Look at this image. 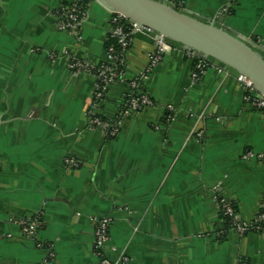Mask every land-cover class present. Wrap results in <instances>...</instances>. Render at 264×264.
Here are the masks:
<instances>
[{
  "label": "crops",
  "instance_id": "0c3cea01",
  "mask_svg": "<svg viewBox=\"0 0 264 264\" xmlns=\"http://www.w3.org/2000/svg\"><path fill=\"white\" fill-rule=\"evenodd\" d=\"M264 47V0H159ZM77 0H0V264H101L95 221L110 220L104 257L131 264H264V229L226 231L222 200L244 222L264 214V113L235 77L193 79L180 53L147 74L155 106L122 120L116 138L89 126L111 13L96 2L83 24L59 22ZM154 39L137 35L125 83L98 114L116 118L127 82L145 72ZM37 223L38 239L20 221ZM38 243L43 248L38 247Z\"/></svg>",
  "mask_w": 264,
  "mask_h": 264
},
{
  "label": "built area",
  "instance_id": "2783aa9c",
  "mask_svg": "<svg viewBox=\"0 0 264 264\" xmlns=\"http://www.w3.org/2000/svg\"><path fill=\"white\" fill-rule=\"evenodd\" d=\"M93 2V0H77L73 7L65 11L59 22L60 29L73 31L81 27L86 15V7ZM111 16L112 35L110 40L115 41L116 45L106 47L104 61L99 64H93L87 61L75 60L72 65V68L94 76L98 82L88 113L89 126L103 132L108 139L117 137L123 119L155 106L153 99L147 95L145 82L147 74L162 61L164 55L172 53L183 55L193 65L194 80H199L208 71H221L211 65L206 59L197 56L193 51L173 48L167 45L161 37L159 40H154L155 50L149 57L150 62L145 72H142L137 79L127 82L128 92L121 104L122 109L120 114L114 119L104 118L98 114L100 103L105 98L110 87L118 82L125 83L127 81L125 79L127 52L133 44L135 37L137 35L150 37L149 30L134 25L121 14L111 13ZM235 79L239 82L242 89L244 102L253 109L264 113V98L256 91L251 81L243 76L236 77ZM221 203L226 221V231L248 235L261 232L264 229V214L257 217L254 221L244 222L239 218L236 208L231 202L222 200ZM19 225L25 237L33 240L38 239L37 223L23 220L19 222ZM109 227L110 220L108 219L95 221V248L97 249V255L100 258L101 264H131L127 258L111 262L104 257L105 247L109 241ZM37 245L39 248H43L42 244L38 243ZM46 251L48 252V259L44 264H53L54 255L50 250Z\"/></svg>",
  "mask_w": 264,
  "mask_h": 264
},
{
  "label": "water",
  "instance_id": "95a60500",
  "mask_svg": "<svg viewBox=\"0 0 264 264\" xmlns=\"http://www.w3.org/2000/svg\"><path fill=\"white\" fill-rule=\"evenodd\" d=\"M110 13H119L150 31L154 40L188 49L215 68L251 81L264 98V47L218 23L204 20L159 0H93Z\"/></svg>",
  "mask_w": 264,
  "mask_h": 264
},
{
  "label": "trees",
  "instance_id": "16d2710c",
  "mask_svg": "<svg viewBox=\"0 0 264 264\" xmlns=\"http://www.w3.org/2000/svg\"><path fill=\"white\" fill-rule=\"evenodd\" d=\"M116 45V42L115 41H113V40H109V42L107 43V47H109V46H115ZM147 95L148 96H150V94L148 93V91H147ZM151 97V96H150ZM105 98H103V100H104ZM102 100V101H103Z\"/></svg>",
  "mask_w": 264,
  "mask_h": 264
}]
</instances>
